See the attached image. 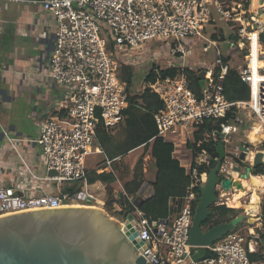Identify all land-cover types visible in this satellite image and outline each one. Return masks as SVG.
Instances as JSON below:
<instances>
[{"label": "built area", "instance_id": "obj_1", "mask_svg": "<svg viewBox=\"0 0 264 264\" xmlns=\"http://www.w3.org/2000/svg\"><path fill=\"white\" fill-rule=\"evenodd\" d=\"M4 1L14 0H0V11ZM32 1L55 21L46 72L61 88L60 99L66 101V111L45 119L36 138L24 139L39 144L46 174L35 175L20 157L31 177L52 182L53 189L28 195L13 183L0 182V215L84 202L79 192H64L62 187L85 178L86 156L92 151L97 125L111 129L123 121L131 101L118 70L124 57L145 53L150 40L169 42L168 57L165 64L153 62L147 72L153 65L180 68L173 77H159L145 84L162 101V107L153 114L158 132L175 125H198L207 118L225 119L219 123V130H213L205 140L222 141L224 156L218 174L232 182L242 177L257 151L263 152L264 159V0ZM218 20L230 28L228 37L223 27L216 26ZM207 24L213 26L210 36H206ZM189 38L200 40L203 52L213 49V59L202 64L191 62L194 47L186 41ZM236 53L240 61L234 64ZM185 67L203 77L199 97L182 71ZM230 68L249 86L248 99L225 98L223 81ZM238 133H244V138L234 142ZM4 134L20 156L16 138ZM202 141L198 140L196 146ZM242 143L247 146L244 159L240 158ZM248 152L253 153L252 157L248 158ZM209 161L204 149L196 152L190 189L169 221L151 220L134 206V226L144 245L139 253L145 264H264L261 260L250 261V241L239 229L208 245L205 257L192 258L199 248L189 242L197 199L195 187L205 181ZM201 166L203 171L198 170ZM50 170L55 174L49 175ZM235 188L232 185L227 191L217 184L219 204L230 207L226 198ZM250 211L244 212L247 215Z\"/></svg>", "mask_w": 264, "mask_h": 264}, {"label": "crops", "instance_id": "obj_2", "mask_svg": "<svg viewBox=\"0 0 264 264\" xmlns=\"http://www.w3.org/2000/svg\"><path fill=\"white\" fill-rule=\"evenodd\" d=\"M2 4L0 182L13 183L23 194L38 195L43 190H52L54 184L31 177L24 170L20 157L32 173L43 177L46 170L40 146L24 139L36 138L45 119L51 115H64L66 111V101L60 99L61 88L46 72L55 21L32 0L4 1ZM141 55L135 53L133 57H124L118 70L131 100L123 121L111 129H105L100 123L97 125L92 151L86 156L87 174L83 180L72 183L77 184L79 191L91 195L99 205L113 200L110 207L120 210L116 200L122 195L149 219L169 221L178 212L191 186L190 169L195 155L188 143L195 142L197 126L175 125L158 132L152 114L162 107V101L157 95L156 98L148 96L150 102L147 104L142 98L145 87L136 86L132 80V64L139 61ZM206 58L211 61L213 55ZM4 131L16 138L20 156ZM234 191H230L227 198ZM240 198L239 204L246 208L245 204L250 200L244 204ZM255 207L250 210L254 211ZM260 219L261 216L256 215L253 218L255 224L248 219L251 224L247 225L250 233L246 239L250 241L251 252H264V246L261 250L262 237L254 230L262 223Z\"/></svg>", "mask_w": 264, "mask_h": 264}, {"label": "water", "instance_id": "obj_3", "mask_svg": "<svg viewBox=\"0 0 264 264\" xmlns=\"http://www.w3.org/2000/svg\"><path fill=\"white\" fill-rule=\"evenodd\" d=\"M245 151L247 146L242 143L241 159ZM216 153L217 158L209 161L204 184L199 186L189 228V242L199 247L192 255L194 260L205 257L206 247L234 230L243 219V214H237L227 221L205 225L211 214L210 206L218 199L217 184L227 191L232 185L242 186L241 181L232 182L218 174L224 156L220 140ZM258 166L264 171L262 151L255 153L242 176L248 177ZM48 174L55 172L50 170ZM78 196L85 204L0 215V264H145L139 253L143 243L134 226V214L128 213L121 223L94 204L86 191H79Z\"/></svg>", "mask_w": 264, "mask_h": 264}, {"label": "trees", "instance_id": "obj_4", "mask_svg": "<svg viewBox=\"0 0 264 264\" xmlns=\"http://www.w3.org/2000/svg\"><path fill=\"white\" fill-rule=\"evenodd\" d=\"M215 36V35H212ZM180 71V68L178 67H167V68H161L159 66L153 65V67L150 68V70L145 74L144 76V83L147 84L148 82L154 81L156 78L159 77H165V76H175ZM183 73L186 74L189 82V86L192 89V91L197 95V97L200 96V90L203 85V77L198 75L193 70L185 67L182 69ZM224 84V96L228 100H240V99H248L249 98V86L241 81L239 78L238 72L234 68H230L224 78L223 81ZM146 96V98H145ZM154 97L156 98V94L151 92L148 87L145 86L144 92L142 93V98L146 100V103L148 104L150 101L147 100V97ZM131 101V100H130ZM130 107V106H129ZM152 111H156V107L152 109ZM152 112V113H153ZM154 114V113H153ZM152 114V116H153ZM225 119H219V120H213L210 118L204 119L202 123L196 125L197 129L194 131V143H188V145L192 148L194 155L197 151L200 149H204L210 159H213L217 157L216 153V145L220 139H209L205 140V136L209 135L213 130H219V123L224 121ZM198 140H204L202 143L198 146H196V142ZM194 165V161L192 163ZM204 167H199V171H203ZM252 174H263V168L262 166H258L251 170ZM62 190L64 192L69 193H77L79 192V187L77 184H64L62 187ZM195 190L197 192V199L199 196V186L195 187ZM196 199V201H197ZM113 200L109 201L108 204L111 205ZM116 202L121 206V209L116 212V214L121 218L124 219L128 213H134L135 208L132 204L128 203L127 199L124 196H119V198L116 200ZM261 212L260 216L262 218V223L264 224V198L262 200V203L260 205ZM211 214L208 217L205 225L210 226L213 224H217L220 222L227 221L231 219L232 217L236 216L241 209H236L233 207H228L225 204H212L210 206ZM244 225V221L239 222L234 230L240 229ZM221 238V237H220ZM218 240V239H217ZM261 250L264 246V235L261 238ZM249 259L250 261H258L261 260L264 262V252H261L260 250L257 252H249Z\"/></svg>", "mask_w": 264, "mask_h": 264}, {"label": "rangeland", "instance_id": "obj_5", "mask_svg": "<svg viewBox=\"0 0 264 264\" xmlns=\"http://www.w3.org/2000/svg\"><path fill=\"white\" fill-rule=\"evenodd\" d=\"M216 26L219 28V26L223 27L224 30V36L228 37L229 34L231 33L230 28L228 27V25L222 21V20H218L216 23ZM213 31V26L212 24H207L206 26V36H210V34ZM186 41L188 43H190L193 47H194V51H193V57L190 58L191 62H195L197 64H202L203 62H205V60L207 59L206 57H210L212 55H214L213 49H210L208 52H203L201 51V41L200 40H196V41H192V38L186 39ZM167 43L169 42H164L163 40H150L148 48L145 50V53L142 52L141 56H138L139 61L134 62L132 64L133 66V76H132V80L133 83L138 86L141 87L144 86L145 87V83L143 81V76L145 75V73L147 72L148 68L154 63L156 64H165L167 61ZM225 46V45H223ZM236 55L238 56L239 59L236 58ZM236 55L234 56V59L232 60L233 63H237L240 61V55H238L236 53ZM175 60V59H174ZM189 127H193L192 124H190ZM244 138V133H238L237 135H235L234 137V142H237L239 139ZM243 168L245 165H242ZM255 176V175H254ZM258 179L261 180L262 182V190H260V199L257 203V206L255 207L254 211H250V214H254L251 215L250 214H245V208L242 207L240 205V207L236 208V209H241V211L238 212V214H243V219L242 221H244V225L242 226V228H240L243 233V235L245 237H248L249 235V229L247 228L249 223V217H253L255 218L256 215H260L261 212V208L260 205L262 203V200L264 198V173L263 174H256V176ZM75 182V181H74ZM204 184V182H203ZM241 202L242 203H246L248 202L249 199V194L247 193L245 196L241 197ZM94 204H96L97 206H100L104 209V211L106 212L107 215L111 216L112 218L116 219L118 222H121L122 219L116 214L117 211L119 210H114V208H111L109 204H97L95 203V201L93 202ZM80 205L85 204V202L83 203H79ZM214 204H219L218 200H216V202ZM256 214V215H255ZM262 222V218L260 219ZM253 223L255 224V220H253ZM255 233H257L258 235H260L261 237L264 235V224L260 223L257 227H254ZM253 232V230H251Z\"/></svg>", "mask_w": 264, "mask_h": 264}, {"label": "bare ground", "instance_id": "obj_6", "mask_svg": "<svg viewBox=\"0 0 264 264\" xmlns=\"http://www.w3.org/2000/svg\"><path fill=\"white\" fill-rule=\"evenodd\" d=\"M255 138L256 137H253V139H255ZM252 155H253V153L248 152V158L252 157ZM254 175L256 176V174H250L248 177L242 176L239 179L241 181L242 186L239 188H235L234 189L235 191L233 192V194H231L232 196L227 198V203L230 206L238 207L240 205L238 199L240 197L245 196V194L249 193L250 202L246 203V204L244 203L245 207H246L245 209H247L249 211L251 208H253V206L255 207V205L259 201L258 199H260V190H262V182L260 179H258ZM74 206H77V204H75ZM254 209H252V210H254ZM249 220L253 221V217H250Z\"/></svg>", "mask_w": 264, "mask_h": 264}]
</instances>
